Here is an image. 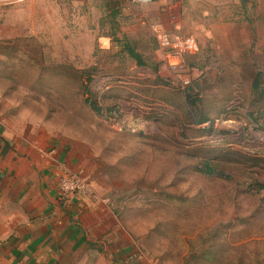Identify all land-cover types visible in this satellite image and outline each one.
I'll return each mask as SVG.
<instances>
[{
	"label": "rangeland",
	"instance_id": "374dc122",
	"mask_svg": "<svg viewBox=\"0 0 264 264\" xmlns=\"http://www.w3.org/2000/svg\"><path fill=\"white\" fill-rule=\"evenodd\" d=\"M232 5L240 15L227 37L183 56L205 71L186 93L167 86L146 40L108 55L74 32L44 50L48 80L20 64L15 93H0L2 117L71 143L92 183L82 196L114 206L148 264H264V0ZM206 161L216 173L202 171Z\"/></svg>",
	"mask_w": 264,
	"mask_h": 264
},
{
	"label": "crops",
	"instance_id": "0c3cea01",
	"mask_svg": "<svg viewBox=\"0 0 264 264\" xmlns=\"http://www.w3.org/2000/svg\"><path fill=\"white\" fill-rule=\"evenodd\" d=\"M234 1L153 0L148 6L122 0H29L12 6L0 3V93H15L22 77L15 76L14 70L20 64L31 68L39 65L36 80H48L46 65L50 62L44 50L51 47L55 35L64 40L69 32L89 34L95 47L108 55L113 49L132 51L135 43L146 40L144 47L149 55H161L166 65L150 35L151 26L160 24L173 35L193 37L202 55L214 34L225 35V29H232V22L240 15L232 5ZM170 16L176 18L175 22ZM126 33L137 40L129 41ZM148 38H152L151 44ZM136 53L142 63H137L138 67L142 68L145 53ZM195 54L184 61L189 57L192 61ZM184 66L190 72L203 70L192 64ZM30 75L33 80L32 71ZM55 78L72 79L59 73ZM25 92L30 93L27 89ZM27 123L19 124L0 114L3 262L148 264L126 220L118 216L113 205L81 194L61 196L59 182L64 170L84 175L79 156L66 138Z\"/></svg>",
	"mask_w": 264,
	"mask_h": 264
},
{
	"label": "built area",
	"instance_id": "2783aa9c",
	"mask_svg": "<svg viewBox=\"0 0 264 264\" xmlns=\"http://www.w3.org/2000/svg\"><path fill=\"white\" fill-rule=\"evenodd\" d=\"M24 1L27 0H0V3L2 5L12 6L23 3ZM122 1L134 5L146 6L153 3V0ZM169 18L172 22H175L176 18L174 16H170ZM150 30L158 50L162 53L165 63L168 66L170 73L167 77H164V82L170 89L184 91L204 75V70L199 73L184 70L183 56L198 52V43L193 37L173 35L160 24H153ZM59 192L61 196H69L71 194L92 195V183L88 176H83L82 174L66 169L60 178Z\"/></svg>",
	"mask_w": 264,
	"mask_h": 264
},
{
	"label": "trees",
	"instance_id": "16d2710c",
	"mask_svg": "<svg viewBox=\"0 0 264 264\" xmlns=\"http://www.w3.org/2000/svg\"><path fill=\"white\" fill-rule=\"evenodd\" d=\"M132 54V53H131ZM134 55V54H133ZM136 56V55H135ZM138 64L139 65H141L142 63H140V61L138 62ZM194 85V84H193ZM192 85V86H193ZM188 89H189V87L188 88H186L183 92L184 93H186V91H188ZM177 92V91H176ZM178 92H180V91H178ZM93 97V98H92ZM94 95L92 94H90V97L86 100V102L88 103V105L90 106V108H91V110L92 111H94V112H96L97 114H99L100 115V109L97 107V105H96V101H95V99H94ZM189 96H187V98H188ZM194 101H189L188 102V104L189 103H193ZM205 121H207V119L206 118H201V120H198L197 121V123H203V122H205ZM202 171H204L207 175H212V174H214V173H216L215 171H216V169H215V167H212L211 166V164H210V162H205V164L203 165V170ZM217 175V174H216Z\"/></svg>",
	"mask_w": 264,
	"mask_h": 264
}]
</instances>
